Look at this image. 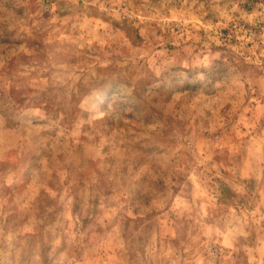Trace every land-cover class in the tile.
<instances>
[{
    "label": "rangeland",
    "instance_id": "1",
    "mask_svg": "<svg viewBox=\"0 0 264 264\" xmlns=\"http://www.w3.org/2000/svg\"><path fill=\"white\" fill-rule=\"evenodd\" d=\"M0 264H264V0H0Z\"/></svg>",
    "mask_w": 264,
    "mask_h": 264
}]
</instances>
